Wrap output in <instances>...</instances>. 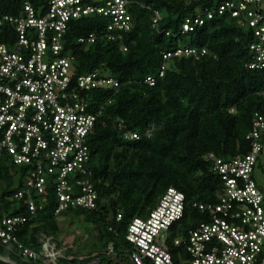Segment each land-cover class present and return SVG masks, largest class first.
<instances>
[{"label":"trees","instance_id":"obj_1","mask_svg":"<svg viewBox=\"0 0 264 264\" xmlns=\"http://www.w3.org/2000/svg\"><path fill=\"white\" fill-rule=\"evenodd\" d=\"M26 1L36 9L43 3L0 0V15H17ZM224 2L128 0L131 28L117 40L105 36L108 19L104 16H82L69 22L61 54L71 57L75 76L98 70L114 74L120 82L117 91L98 88L90 95L93 105L105 106L87 141V165L98 193L96 206L68 208L56 214L52 177L45 194L32 191L19 197L33 165L16 164L5 155L0 158V226L7 216H26L27 221L16 225L15 234L23 246L37 253L43 252L42 233L54 235L58 247L61 245V217L82 219L89 237L83 243L78 237V247L62 250L54 261L24 255L18 244H3L0 239V264H88L93 259H99L100 264H132L128 226L135 216H148L170 187L185 195L184 215L170 227L174 237L209 220L195 203H216L223 181L206 156L247 154L252 145L247 135L254 128L253 116L264 117V69L250 66L254 32L243 21L246 12L241 10L234 17L228 11H216L201 27L180 31L187 17ZM252 5L264 13V0ZM156 13L160 18L154 27ZM90 33L96 36L95 41L78 40ZM187 36L189 42L185 43ZM181 44L200 51L163 57ZM148 76L156 78L154 85L146 81ZM120 120L123 127L117 126ZM126 131L140 136L127 138ZM257 164L264 165L261 159ZM30 199L42 205L33 214L28 209ZM86 246L90 252L84 254ZM170 249L174 255L180 251Z\"/></svg>","mask_w":264,"mask_h":264},{"label":"built area","instance_id":"obj_2","mask_svg":"<svg viewBox=\"0 0 264 264\" xmlns=\"http://www.w3.org/2000/svg\"><path fill=\"white\" fill-rule=\"evenodd\" d=\"M262 1L225 0L215 9L187 17L180 31L201 27L206 17L212 18L216 11H228L235 17L243 10V21L254 32V41L249 45L253 52L250 66L264 69V13L252 5ZM42 2L39 9L26 1L17 15H0V158L9 155L16 164L33 165L19 197L32 191L45 194L52 177L58 201L56 214L68 208L92 209L98 193L87 165V141L105 106L93 105L90 95L98 88L117 91L120 82L114 74L98 70L75 76L71 57L61 54L63 34L70 21L97 15L108 19L105 36L120 39L132 24L126 8L128 0ZM159 18L156 13L154 27ZM78 40L93 42L96 36L90 33ZM199 51L182 45L164 52L163 57L195 55ZM146 81L154 85L156 78L148 76ZM252 123L253 131L247 135L252 145L247 154L229 158L213 153L206 156L223 181L216 203H195L209 220L173 237L172 247L180 249L174 255L169 247V230L184 215L185 195L177 188H168L148 216H135L128 226L126 238L131 244L132 264H264V188L253 176L260 159L264 163V117L255 113ZM123 125L120 120L117 126ZM151 133L149 128L147 135ZM125 136L139 138L140 134L126 131ZM38 207L42 205L33 199L28 201L31 214ZM27 219L22 215L5 217L0 226L1 242L18 244L24 255L54 261L62 251L54 235L41 234L42 253L18 241L16 225ZM88 264H100V260L93 259Z\"/></svg>","mask_w":264,"mask_h":264},{"label":"rangeland","instance_id":"obj_3","mask_svg":"<svg viewBox=\"0 0 264 264\" xmlns=\"http://www.w3.org/2000/svg\"><path fill=\"white\" fill-rule=\"evenodd\" d=\"M184 42L185 43L189 42L188 36L186 37ZM253 175H254V179L259 184V186L261 188H264V165L257 164ZM59 219H60L59 220L60 225L62 226V229H63V232L58 237V241L61 244L60 250H65L67 248H71L75 250V248H77L79 245L78 237H79V242H82V243L88 239L89 236H87V234L84 233L83 231L84 225L86 227L88 225L87 223L85 224V222H82V219L72 218V217H68V219L67 217L66 218L61 217ZM183 234L182 232H180V235L178 236H182ZM169 237H170V241L174 237L171 230L169 232ZM172 246L173 245L171 244V246L169 247H172ZM89 248H90L89 246H86V248H84V254H87L90 252Z\"/></svg>","mask_w":264,"mask_h":264}]
</instances>
